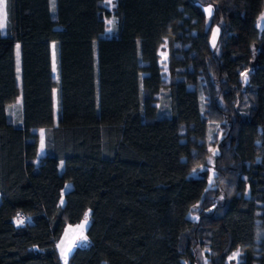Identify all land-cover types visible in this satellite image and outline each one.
<instances>
[{
  "label": "trees",
  "instance_id": "1",
  "mask_svg": "<svg viewBox=\"0 0 264 264\" xmlns=\"http://www.w3.org/2000/svg\"><path fill=\"white\" fill-rule=\"evenodd\" d=\"M113 5L54 0L52 14L50 0H6L0 264H62L56 244L87 211L89 244L67 264H201L204 247L207 264L234 250L238 264H264V0ZM18 213L29 220L18 226Z\"/></svg>",
  "mask_w": 264,
  "mask_h": 264
},
{
  "label": "rangeland",
  "instance_id": "2",
  "mask_svg": "<svg viewBox=\"0 0 264 264\" xmlns=\"http://www.w3.org/2000/svg\"><path fill=\"white\" fill-rule=\"evenodd\" d=\"M197 1H202V0H197ZM113 2L114 0H112V6H113ZM211 8L209 5H205L204 6V12L207 18H209V13L207 11H205L206 9ZM50 9L52 14H54V10H53V0H50ZM6 11V8H5ZM115 22V21H114ZM114 24V23H113ZM1 33L5 34L7 32V17H6V21L4 22V26L3 28H0ZM215 33V46H213V36ZM218 33H219V28L217 26H215L212 30L211 36H210V46L214 51H217V39H218ZM166 46L165 44L161 46V49L159 50V56H160V65L162 66L163 69V77L164 79H167L168 76V71H167V52H166ZM51 51L53 53V78L56 79V81L58 80V73H57V51H56V47L54 44H52L51 46ZM203 103V97H201V105ZM53 107H54V117H56L57 114V109H58V100H57V87H55L53 89ZM8 117L15 121L16 123L20 122V116H21V101L20 98H18L9 108H8ZM38 134H39V141H40V148H41V139L43 137V141H44V136H45V132L43 129H39L38 130ZM221 135V128L219 127L218 124L212 125L208 128L207 131V136H206V140L207 142H213L215 139H219ZM44 147H45V143H44ZM40 151H42L40 149ZM202 170V168H198L195 173L193 172V175H197L198 172H200ZM69 188V185H67L66 189ZM17 221V219H15V222ZM84 221V219L82 220V222ZM82 222L79 224L81 225ZM68 228H72V225H67V229ZM78 230L76 231L74 236H80L81 234H85V231L83 230V233H81V229L78 227ZM69 230V229H68ZM74 240V239H73ZM207 251V248L204 247L198 254L199 257V262L201 264H205V262L207 261V257L204 255V253ZM239 252L240 256L238 259H232L230 260L229 258L233 256L234 253ZM241 260V252L240 250H234L233 252H231L227 258H226V263L227 264H238Z\"/></svg>",
  "mask_w": 264,
  "mask_h": 264
},
{
  "label": "snow or ice",
  "instance_id": "3",
  "mask_svg": "<svg viewBox=\"0 0 264 264\" xmlns=\"http://www.w3.org/2000/svg\"><path fill=\"white\" fill-rule=\"evenodd\" d=\"M107 4H112V0H106ZM5 6H6V0H0V28H3L4 26V22L6 21V16H7V13L5 11ZM115 6V5H113ZM53 10H54V0H53ZM205 11H207L209 13V16H211L212 14V9L209 8V9H206ZM262 19H264V17H262ZM106 23L111 26L113 23H114V20H108L106 21ZM111 27H109L107 29V31L111 32ZM213 46H215V33H214V36H213ZM17 50H19V45H17ZM17 55L19 56V51L17 52ZM244 76V79L245 81L247 80V75L246 74H242ZM44 148V141H43V137L41 139V150H43ZM196 170H193V172L195 173ZM61 203L63 204V200L61 201ZM88 213L85 214V218H84V221L82 222L81 225H79V228L81 229V233H83V230L87 227L88 223H89V220H88ZM17 225H21L24 223V218L21 217V218H18L17 221H16ZM87 240V237L84 236L83 234H81L77 239H74L72 241V243L69 245V247L67 249H62V252H61V255H62V258L64 259L65 261V264H67V261H68V257L69 255L71 254V252L73 251V249L75 247H78L80 246V243L83 242V241H86ZM58 247H60V245H58ZM240 256V253L239 252H236L233 254L232 257H230L229 259L232 260V259H238ZM205 264H207V261L205 262Z\"/></svg>",
  "mask_w": 264,
  "mask_h": 264
},
{
  "label": "crops",
  "instance_id": "4",
  "mask_svg": "<svg viewBox=\"0 0 264 264\" xmlns=\"http://www.w3.org/2000/svg\"><path fill=\"white\" fill-rule=\"evenodd\" d=\"M19 50H17V46H16V55H17V52ZM51 57H52V75H53V53L51 51ZM19 62H20V55L18 56L17 55V64H18V69H19ZM10 107V106H9ZM8 107V108H9ZM40 141L38 142V151H37V159H39L43 154H44V148L42 151H40ZM79 227V224L78 225H72V228H68L67 229V226L61 236V238L59 239V241L57 242L56 244V247H57V250H58V253H59V257H60V261L62 264H65V261L64 259L62 258V255H61V252H62V249H67L69 247V245L72 243L73 239H74V235L76 233V231L78 230L77 228ZM58 245H60V247H58Z\"/></svg>",
  "mask_w": 264,
  "mask_h": 264
},
{
  "label": "built area",
  "instance_id": "5",
  "mask_svg": "<svg viewBox=\"0 0 264 264\" xmlns=\"http://www.w3.org/2000/svg\"><path fill=\"white\" fill-rule=\"evenodd\" d=\"M86 213H88V214L90 215V212H89V211H87ZM89 215H88V220H89ZM21 217L24 218V222L29 220V217L26 216V215H24V214H22V213H18V214L15 216V219H18V218H21ZM84 218H85V216H84ZM85 229H86V228H85ZM85 229H84V231H85ZM84 236H85V234H84ZM78 237H79V236H75L74 239H77ZM83 243L87 245V244H89V240L87 239L86 241L81 242L80 245L83 244ZM75 248H76V247H75Z\"/></svg>",
  "mask_w": 264,
  "mask_h": 264
},
{
  "label": "water",
  "instance_id": "6",
  "mask_svg": "<svg viewBox=\"0 0 264 264\" xmlns=\"http://www.w3.org/2000/svg\"><path fill=\"white\" fill-rule=\"evenodd\" d=\"M242 83H243V85H245L247 83V81H245L244 77L242 78Z\"/></svg>",
  "mask_w": 264,
  "mask_h": 264
}]
</instances>
